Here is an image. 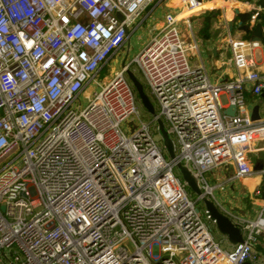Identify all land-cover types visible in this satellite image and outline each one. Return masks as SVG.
I'll return each mask as SVG.
<instances>
[{
  "label": "built area",
  "instance_id": "2783aa9c",
  "mask_svg": "<svg viewBox=\"0 0 264 264\" xmlns=\"http://www.w3.org/2000/svg\"><path fill=\"white\" fill-rule=\"evenodd\" d=\"M161 1L0 0V264L260 263L264 198L256 220L239 225L243 243L226 250L175 171L184 166L206 197L215 169L252 174L248 154L264 140V117L247 113L242 84L263 94L264 63L214 84L192 62L197 45L181 19L166 13L131 62L98 80L130 52L144 11ZM182 5L196 11L200 2ZM258 47L230 43L237 71L252 65ZM132 65L158 104L149 123L139 116ZM158 119L174 159L164 155Z\"/></svg>",
  "mask_w": 264,
  "mask_h": 264
},
{
  "label": "crops",
  "instance_id": "0c3cea01",
  "mask_svg": "<svg viewBox=\"0 0 264 264\" xmlns=\"http://www.w3.org/2000/svg\"><path fill=\"white\" fill-rule=\"evenodd\" d=\"M199 9L191 11L182 5V0H162L154 5L155 13L162 18L166 13H173L181 20V27L193 45H197V50L192 52V62L195 65H203L214 84L230 83L245 78L248 72L259 70L264 63V0H198ZM215 11L217 14L211 19V29L209 39H202L194 30L193 19L200 13ZM241 17H236V13ZM244 20L245 25L250 28L249 34L238 31L239 23ZM235 21L237 27L234 33H230L229 22ZM156 29V30H157ZM258 29L261 31L262 41L258 42L259 47L252 51V65L246 69L237 71L232 64V53L230 43L233 41L251 42V37ZM199 36V41L198 37ZM211 72V73H210ZM243 91L246 99V111L250 115L258 113L264 117V93L255 95L253 93V83L243 80ZM230 94L224 93L221 98L225 110L230 107ZM248 160L252 169V174L244 178H236V171L233 166L218 168L216 180L210 177V185L214 187L210 198L225 212L230 218L240 225L242 222L255 221L261 203L264 198V140L255 141L251 144V151ZM211 174V173H210ZM209 182V181H208ZM224 249L231 250L233 244L222 235ZM256 253L261 257L259 264H264V234L258 237L255 245Z\"/></svg>",
  "mask_w": 264,
  "mask_h": 264
},
{
  "label": "water",
  "instance_id": "95a60500",
  "mask_svg": "<svg viewBox=\"0 0 264 264\" xmlns=\"http://www.w3.org/2000/svg\"><path fill=\"white\" fill-rule=\"evenodd\" d=\"M236 17H241V15L237 12ZM230 33H234L236 30L234 29L236 26L235 21L229 22ZM238 31L243 32L244 34L250 33V28L245 25L244 20H241L239 23ZM261 31L258 29L256 32L252 34L251 42H261ZM129 46V43H128ZM128 78L132 83L136 94L138 96V100L141 103V106L148 112L152 117L156 116L155 107L150 101L148 95L145 92L144 85L136 78L134 73L129 70L127 72ZM226 115L234 116L236 113V107L230 105L228 109L225 110ZM258 115H254V118H257ZM157 124L159 126L160 134L163 140V145L167 151V154L170 159H174L175 152L173 142L170 139L165 127L164 123L158 119ZM177 170L180 173L182 180L187 183L191 192H193L197 197H200L201 202L210 217V220L214 222L215 227L218 232L226 237L230 243L233 245L243 243V234L240 226L235 223L230 216L225 213L210 197H206L203 192L198 187L196 181L190 174V172L181 164H177Z\"/></svg>",
  "mask_w": 264,
  "mask_h": 264
},
{
  "label": "rangeland",
  "instance_id": "374dc122",
  "mask_svg": "<svg viewBox=\"0 0 264 264\" xmlns=\"http://www.w3.org/2000/svg\"><path fill=\"white\" fill-rule=\"evenodd\" d=\"M207 12L204 13H200L198 16L194 17L193 19V24H194V30L196 32L197 35H199V30L202 26V21L205 19ZM142 21L139 22L135 27V35H133L130 40H129V44H130V52L127 54L126 51L123 53L122 55V59L120 61L114 62L111 61L109 64H107L103 70L99 73L98 75V80L99 81H104L109 79L115 72H117L119 70V68L122 65V62L127 59V62H131V60L133 59V57L139 53V51H141L144 47L145 44H147V42H149V40L151 39V37L154 35L157 27L159 26V24L161 23V16H159V13H155V9L152 6H150L149 8H147L142 16ZM198 41H199V36L197 37ZM131 71L134 73V75L136 76V78L144 85L145 87V92L148 95L150 101L152 102V104L154 105L156 111L159 110L158 108V104L155 100V98L151 95L149 89L146 87L145 85V81L143 79V76L140 72V70L137 68V66L132 65L131 66ZM211 73V72H210ZM138 112H139V116L140 118L146 122L149 123L152 121V116L148 114V112L141 106V103L138 102ZM132 120H134V124L137 125L138 124V118L135 116ZM125 131L129 134V131H127L128 127L127 125L124 126ZM159 138V137H158ZM165 157L168 159L169 156L168 154L165 152L164 153ZM219 170H214L212 171V173L207 174L206 178L209 181V184L211 183L210 181V177H212L214 182H217L216 177H217V172ZM175 175L181 180L182 177L180 175V173L178 172V170L175 171ZM188 193L191 195L192 199H196L197 196L191 192V190L188 188ZM200 208L203 209L202 203L200 204ZM213 236L214 239L216 241H220L222 239V235L218 232L216 227H213ZM225 247V245H223V248Z\"/></svg>",
  "mask_w": 264,
  "mask_h": 264
},
{
  "label": "trees",
  "instance_id": "16d2710c",
  "mask_svg": "<svg viewBox=\"0 0 264 264\" xmlns=\"http://www.w3.org/2000/svg\"><path fill=\"white\" fill-rule=\"evenodd\" d=\"M206 17L204 19V23H203V27L200 31V36L202 37V39L206 40L209 39L210 37V29H211V19L213 18V16L215 14H217V12L215 11H211V12H207L206 13Z\"/></svg>",
  "mask_w": 264,
  "mask_h": 264
}]
</instances>
